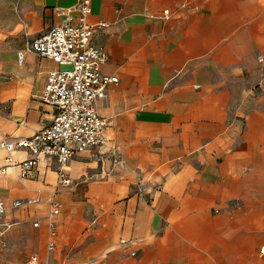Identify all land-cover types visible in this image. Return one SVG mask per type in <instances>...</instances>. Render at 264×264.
Returning <instances> with one entry per match:
<instances>
[{"label":"crops","instance_id":"obj_1","mask_svg":"<svg viewBox=\"0 0 264 264\" xmlns=\"http://www.w3.org/2000/svg\"><path fill=\"white\" fill-rule=\"evenodd\" d=\"M77 1H17L22 37L0 60L11 76L0 85V143L53 121L40 97L59 66L31 52L20 65L18 52ZM91 9L90 24H107L93 37L109 56L102 71L119 79L97 103L106 143L70 161L68 187L57 159L41 157L23 179L0 148V264H264V0Z\"/></svg>","mask_w":264,"mask_h":264},{"label":"built area","instance_id":"obj_2","mask_svg":"<svg viewBox=\"0 0 264 264\" xmlns=\"http://www.w3.org/2000/svg\"><path fill=\"white\" fill-rule=\"evenodd\" d=\"M91 2L78 0L73 7L61 13L63 21L60 24L28 40L24 50L18 52L20 65L24 63L25 54L31 52L59 66V69L49 72L40 97L44 104L55 110L51 124L30 138L0 143V148L9 153L5 170L17 169L23 179L33 172L41 157H53L58 161L57 183L68 187L72 184L67 173L70 161L76 155L106 143L105 132L109 122L100 116L97 103L106 98L108 88L117 84L119 79L102 71L109 56L104 46L93 42V37L107 24L89 23ZM20 150L30 151L34 157L24 161L13 159L12 154ZM14 205L19 207L22 202L16 201ZM52 205L58 207L59 203L53 201ZM5 213L6 208L0 201V217ZM1 235L3 232L0 230ZM55 235V228L50 225L49 252L56 248ZM2 245L5 246L4 243ZM30 264H41L37 255L30 258Z\"/></svg>","mask_w":264,"mask_h":264},{"label":"rangeland","instance_id":"obj_3","mask_svg":"<svg viewBox=\"0 0 264 264\" xmlns=\"http://www.w3.org/2000/svg\"><path fill=\"white\" fill-rule=\"evenodd\" d=\"M17 1L18 0L0 1V60L3 56V52L18 44L22 37V34L19 33L20 30L17 28L20 23L18 20V12H21V8L16 4ZM10 79V75L0 71V85Z\"/></svg>","mask_w":264,"mask_h":264}]
</instances>
